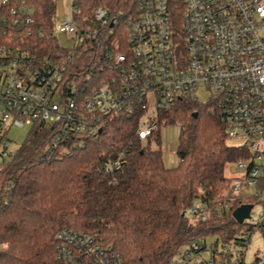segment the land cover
<instances>
[{
  "label": "built area",
  "instance_id": "2783aa9c",
  "mask_svg": "<svg viewBox=\"0 0 264 264\" xmlns=\"http://www.w3.org/2000/svg\"><path fill=\"white\" fill-rule=\"evenodd\" d=\"M78 1L71 0L65 18L54 17V31L73 42L62 46L66 54L57 58L40 56L25 41L45 33L34 6L28 0H0V169L18 150L10 149L11 127H54L51 145L65 153L97 137L108 116L136 115L139 138L146 142L170 125L159 122L161 113L182 98L200 102L198 92L205 88L228 140L244 156L234 162L222 197L197 200L190 217L197 222L230 215L238 222L233 213L241 205L264 207V0H137L124 35L105 41L98 29L78 25ZM177 4L183 10V41L173 25ZM109 21L106 8L94 10L95 26ZM86 42L95 71L77 73L80 84L69 78V62ZM175 124L182 132L183 123ZM120 167V158H114L104 170L114 173ZM238 223L240 232L228 239L215 234L186 244L171 264H264V254L246 259L264 212ZM57 238L59 264H124L117 250L91 232L64 227Z\"/></svg>",
  "mask_w": 264,
  "mask_h": 264
},
{
  "label": "trees",
  "instance_id": "16d2710c",
  "mask_svg": "<svg viewBox=\"0 0 264 264\" xmlns=\"http://www.w3.org/2000/svg\"><path fill=\"white\" fill-rule=\"evenodd\" d=\"M28 1L45 33L28 37L27 45L40 56L65 55L54 31L57 0ZM136 3L79 0L78 25L98 29L101 41L120 37L125 20L137 12ZM101 6L110 21L95 26L94 10ZM182 11L181 4L173 9L181 41ZM87 45L78 47L69 62V78L80 84L77 73L95 71ZM93 76L99 79L98 73ZM212 107L182 98L159 115L160 123L184 125L175 167L165 165L151 139L139 138L136 115L108 116L97 137L65 153L51 145L54 127L32 130L0 169V264H59L57 234L64 227L93 233L117 250L124 264H171L191 241L215 234L228 239L240 232L230 215L193 222L189 214L197 200L222 197L232 181L228 167L244 156L229 143L225 122ZM114 158H120L121 167L108 173L104 166ZM259 230L264 238V225Z\"/></svg>",
  "mask_w": 264,
  "mask_h": 264
},
{
  "label": "rangeland",
  "instance_id": "374dc122",
  "mask_svg": "<svg viewBox=\"0 0 264 264\" xmlns=\"http://www.w3.org/2000/svg\"><path fill=\"white\" fill-rule=\"evenodd\" d=\"M71 9V0H57L56 7V20L57 22L65 18ZM55 35L57 36L59 43L64 47H71L73 42L69 35H66L59 29H55ZM198 98L201 103H207L209 101V94L205 88L200 89L198 92ZM180 122V121H179ZM35 124H25L23 127H11L7 136L11 140L10 149H18L26 140L29 133L34 129ZM180 127L177 124H170L168 126H162L160 131H157L153 137H151V147L153 149L160 148L163 153L164 163L167 167H175L179 163L177 155V148L180 138ZM159 137V140H156ZM229 143H235L233 140H229ZM234 165H231L227 169L228 175H233L235 172ZM264 212V207L260 204H256L253 209H250V215L253 220H257L258 217ZM262 256L264 254V238L260 232L254 234L253 240L248 247L247 261H252L255 257Z\"/></svg>",
  "mask_w": 264,
  "mask_h": 264
},
{
  "label": "water",
  "instance_id": "95a60500",
  "mask_svg": "<svg viewBox=\"0 0 264 264\" xmlns=\"http://www.w3.org/2000/svg\"><path fill=\"white\" fill-rule=\"evenodd\" d=\"M250 209H252L250 204L241 205L234 211L233 216L238 222H242L244 218L250 215Z\"/></svg>",
  "mask_w": 264,
  "mask_h": 264
}]
</instances>
